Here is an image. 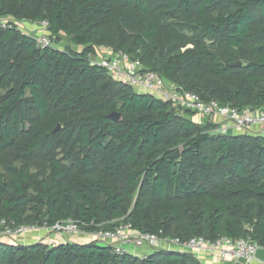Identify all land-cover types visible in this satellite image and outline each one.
I'll list each match as a JSON object with an SVG mask.
<instances>
[{"label": "trees", "instance_id": "1", "mask_svg": "<svg viewBox=\"0 0 264 264\" xmlns=\"http://www.w3.org/2000/svg\"><path fill=\"white\" fill-rule=\"evenodd\" d=\"M22 21L48 22L66 48H39ZM102 47L206 102L264 108V0H0V231L129 223L182 242L226 236L264 248V137L218 134L115 81L90 61ZM0 264L204 263L162 249L118 256L95 241H0Z\"/></svg>", "mask_w": 264, "mask_h": 264}, {"label": "built area", "instance_id": "2", "mask_svg": "<svg viewBox=\"0 0 264 264\" xmlns=\"http://www.w3.org/2000/svg\"><path fill=\"white\" fill-rule=\"evenodd\" d=\"M27 23L29 32H24L37 36L39 48L54 47V41L48 31V22ZM98 54L90 56L91 63L106 70L115 81L133 87L139 93L151 94L178 110L191 112L196 124L202 126L211 122L217 126L215 132L218 134L236 135L246 132L264 137V108L239 110L231 104L222 105L215 100L206 102L198 94L185 90L175 83L166 82L160 74L144 67L140 60H133L122 50L115 51L102 47ZM43 229L60 235L84 234L88 236L89 242L95 241L112 247L118 256L128 254L127 246L131 245L134 248L193 253L195 256L208 252L219 257L223 264H237L240 260H253L258 250L262 248L251 238L234 240L226 236L216 241L195 237L182 242L180 239L162 238L152 233L139 232L129 223H120L114 231L83 233L79 224L73 220L58 222L52 227L19 226L15 229L5 227L0 231V237L17 239Z\"/></svg>", "mask_w": 264, "mask_h": 264}, {"label": "crops", "instance_id": "3", "mask_svg": "<svg viewBox=\"0 0 264 264\" xmlns=\"http://www.w3.org/2000/svg\"><path fill=\"white\" fill-rule=\"evenodd\" d=\"M0 241L9 244H20V245H32L39 242L53 245L62 242L86 243L89 242V238L88 236H84V234L60 235L56 233H51L43 229L39 232H32L24 236H20L17 239L0 237ZM127 251L128 254H132L139 258H143L144 256L151 254L154 250L150 248H145V249L134 248L133 246L130 245L127 246ZM197 258L204 264H223V262L219 257L212 256L208 252L200 253L199 256H197ZM237 264H264V248L258 250L253 260L251 261L240 260L239 262H237Z\"/></svg>", "mask_w": 264, "mask_h": 264}, {"label": "rangeland", "instance_id": "4", "mask_svg": "<svg viewBox=\"0 0 264 264\" xmlns=\"http://www.w3.org/2000/svg\"><path fill=\"white\" fill-rule=\"evenodd\" d=\"M21 27H22V29H23V31H25V32H29L28 31V27H29V24L26 22V21H22L21 22ZM53 46H54V48H58V49H64V48H66V46H67V40L64 38V37H62L61 39H53ZM98 56H100V54H98ZM77 158H79L80 157V155L77 153L76 155H75ZM63 157V155H62V151H60V155H59V158H62ZM68 164H70V162H67ZM31 166H32V169L33 170H38V166H37V164L36 163H31ZM139 249H145V247L144 248H139ZM142 257V256H141Z\"/></svg>", "mask_w": 264, "mask_h": 264}, {"label": "water", "instance_id": "5", "mask_svg": "<svg viewBox=\"0 0 264 264\" xmlns=\"http://www.w3.org/2000/svg\"><path fill=\"white\" fill-rule=\"evenodd\" d=\"M236 66H237V67H241V66H242V63L239 62ZM110 118H111L112 120H114L115 122H118V121H120V119H121V114H120V113H117V112L112 113V114L110 115ZM60 128H61V126H58V128H57L56 131L60 130ZM178 156H179V152H177V153L174 155V157H178Z\"/></svg>", "mask_w": 264, "mask_h": 264}]
</instances>
